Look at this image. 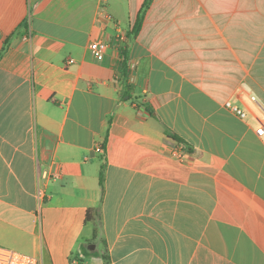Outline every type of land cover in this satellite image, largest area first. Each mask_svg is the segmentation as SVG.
Masks as SVG:
<instances>
[{
    "label": "crops",
    "instance_id": "0c3cea01",
    "mask_svg": "<svg viewBox=\"0 0 264 264\" xmlns=\"http://www.w3.org/2000/svg\"><path fill=\"white\" fill-rule=\"evenodd\" d=\"M143 2L0 0V246L264 264V0Z\"/></svg>",
    "mask_w": 264,
    "mask_h": 264
},
{
    "label": "built area",
    "instance_id": "2783aa9c",
    "mask_svg": "<svg viewBox=\"0 0 264 264\" xmlns=\"http://www.w3.org/2000/svg\"><path fill=\"white\" fill-rule=\"evenodd\" d=\"M103 46V42H93L91 48L96 52L100 51V48ZM226 106L230 107L239 117L244 118L245 113L238 107L232 106L229 102L226 103ZM264 132L263 128L257 129V133L262 135ZM42 176H46V173H43ZM39 193H42L39 191ZM0 264H40L39 259L36 256L31 254L22 253L15 251L9 248L0 246Z\"/></svg>",
    "mask_w": 264,
    "mask_h": 264
},
{
    "label": "trees",
    "instance_id": "16d2710c",
    "mask_svg": "<svg viewBox=\"0 0 264 264\" xmlns=\"http://www.w3.org/2000/svg\"><path fill=\"white\" fill-rule=\"evenodd\" d=\"M152 1L153 0H144V2L142 3V6H141V8L137 14V17L135 19L133 27L127 34V37L129 40H132L137 36V34L141 28L142 22L144 20L146 11L149 8ZM3 50H4V48H3ZM123 53H124V57H125L123 59V62H122L123 75H124V77H126L128 74V64H127V60H126V56H127V48L126 47L123 49ZM0 55H1V53H0ZM104 146H105V144H103V148H104Z\"/></svg>",
    "mask_w": 264,
    "mask_h": 264
}]
</instances>
